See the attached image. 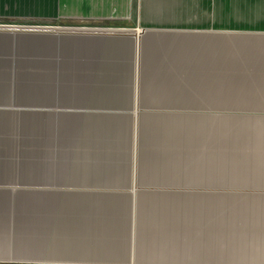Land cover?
I'll list each match as a JSON object with an SVG mask.
<instances>
[{"label": "crops", "instance_id": "1", "mask_svg": "<svg viewBox=\"0 0 264 264\" xmlns=\"http://www.w3.org/2000/svg\"><path fill=\"white\" fill-rule=\"evenodd\" d=\"M9 259L264 264V0H0Z\"/></svg>", "mask_w": 264, "mask_h": 264}, {"label": "rangeland", "instance_id": "2", "mask_svg": "<svg viewBox=\"0 0 264 264\" xmlns=\"http://www.w3.org/2000/svg\"><path fill=\"white\" fill-rule=\"evenodd\" d=\"M61 22H62L61 24H63V21H61ZM67 25H70V23L63 24V26H67ZM0 264H44V263H41L39 261L12 260V259H9V260H1ZM66 264H69V263H66ZM132 264H134V263H132Z\"/></svg>", "mask_w": 264, "mask_h": 264}]
</instances>
